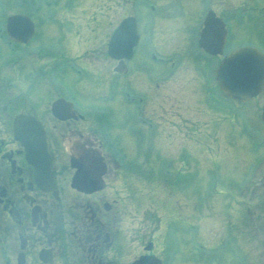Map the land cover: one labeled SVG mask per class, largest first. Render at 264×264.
<instances>
[{"label": "flooded vegetation", "instance_id": "obj_1", "mask_svg": "<svg viewBox=\"0 0 264 264\" xmlns=\"http://www.w3.org/2000/svg\"><path fill=\"white\" fill-rule=\"evenodd\" d=\"M44 1L0 0L2 257L8 264H177L180 242L193 247L194 239H179L177 163L193 157L190 146L200 140L194 120L180 119L179 92L171 85L193 65L194 53L145 51L150 63L171 66L152 74L145 63L133 64L141 52L138 11L145 1ZM130 15L140 39L132 56L115 57L113 33ZM198 20L189 34L201 64L192 71L207 97L215 94L208 84L219 56L197 47ZM87 93L96 99L83 106ZM221 95L218 107L226 110ZM139 126L150 131L148 148ZM139 162L149 164L148 172L136 170ZM77 175L90 184L72 186ZM162 178L169 185L160 186Z\"/></svg>", "mask_w": 264, "mask_h": 264}, {"label": "rangeland", "instance_id": "obj_2", "mask_svg": "<svg viewBox=\"0 0 264 264\" xmlns=\"http://www.w3.org/2000/svg\"><path fill=\"white\" fill-rule=\"evenodd\" d=\"M149 1L155 8L153 12L143 8L142 4L138 11L143 38L141 52L133 64L145 63L152 74L156 71L166 74L171 66L150 63L145 51L163 54L173 51L172 54L183 56L187 51L194 53L193 65L180 71L178 81L171 86L179 92L180 119L189 117L194 120V137L202 142L195 141L190 146L194 150L193 157L178 161L175 188L179 191L176 206L179 239L184 242L193 237L201 251L189 256L190 245L180 242L177 264H264V123L259 116L264 104V89L236 108L230 106L228 98L224 97L226 110L222 105L219 108L218 100H222V95L215 77L208 84L215 94L206 97L200 90V78L192 71L194 66L200 69L201 59L199 61L193 50V39L189 34L196 28L201 9L211 7L222 17L227 16L232 25L225 52L243 44H257L264 51V0ZM160 18L161 26L151 31L152 25ZM221 57L216 58L214 67ZM168 86L167 92L171 91ZM211 96L217 102L214 103ZM170 97V94L166 97L167 117L171 116ZM81 99L83 106H88L96 98L87 93ZM98 102L104 104L102 100ZM226 111L229 116L224 122L221 114ZM179 122V126H183L181 120ZM142 129L144 144L148 148L152 144L151 134L147 128ZM168 130L171 131V124ZM179 135L178 146L183 149V132L180 131ZM163 164L162 169H165ZM148 169V163L143 165L140 162L136 168L143 173ZM169 183L170 179L159 180L160 186ZM186 222H189L188 235L184 232ZM235 248L241 260H237Z\"/></svg>", "mask_w": 264, "mask_h": 264}, {"label": "water", "instance_id": "obj_3", "mask_svg": "<svg viewBox=\"0 0 264 264\" xmlns=\"http://www.w3.org/2000/svg\"><path fill=\"white\" fill-rule=\"evenodd\" d=\"M224 39V30L220 21L209 11L204 21L198 43L209 52H220ZM137 40L132 20L127 19L113 35L110 52L114 56H123ZM124 44V45H123ZM119 47V48H118ZM216 79L222 90L236 101H246L255 96L264 87V54L253 46H242L226 55L216 70ZM59 103V102H58ZM264 121V106L260 114ZM21 121L19 118L16 122ZM23 143L26 140L15 134ZM37 164L36 161L32 160ZM40 163L38 162V165ZM74 165L77 163H73ZM83 175H85L83 173ZM83 180V181H82ZM90 180L87 176H73L71 185L81 187V182ZM0 264H6L0 253Z\"/></svg>", "mask_w": 264, "mask_h": 264}]
</instances>
